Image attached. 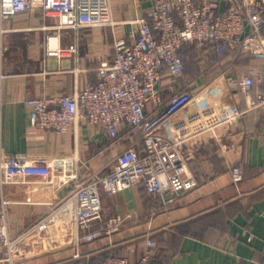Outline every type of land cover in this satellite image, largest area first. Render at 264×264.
<instances>
[{
  "label": "crops",
  "instance_id": "crops-1",
  "mask_svg": "<svg viewBox=\"0 0 264 264\" xmlns=\"http://www.w3.org/2000/svg\"><path fill=\"white\" fill-rule=\"evenodd\" d=\"M154 1L112 0L115 25L61 31L59 45L66 49L76 45L77 50H64L60 55L46 52L48 34L57 32L55 16L35 7L0 20V160L47 159L3 184L0 168V196L7 197L13 235L24 233L59 205L70 193L76 175L86 177L89 169L108 172L118 153L139 141V135L126 125L121 126L119 141L102 125L85 120L75 122L65 134L42 129L31 119L26 99L69 94L95 84L101 61L113 57L115 40L134 38ZM216 1L220 9L227 6L226 0ZM182 55L192 67L179 77L164 76L162 106L174 92L190 87L212 95L213 116L228 106L243 110L221 142L212 140L194 148L189 160L194 187L166 195H151L143 185L116 194L102 192L103 220H122L116 229L91 241L81 238L78 243L70 238L52 242L48 236L50 248L38 249L15 264H84L113 255L137 262L147 248V238L155 242L153 256L161 264L264 263V110L250 108L247 95L231 85L236 77L254 75L258 65L238 50L199 43L186 45ZM202 58L207 60L206 67ZM218 64L220 73L208 80L205 69ZM261 86L256 81L253 94ZM154 108V99L149 97L148 109ZM197 119V114L183 111L171 125L188 129ZM171 125L165 124L160 132L170 136ZM233 165H240L244 172L239 184L232 179ZM100 223L95 221L79 231L84 235ZM50 234L58 236L59 229Z\"/></svg>",
  "mask_w": 264,
  "mask_h": 264
},
{
  "label": "built area",
  "instance_id": "built-area-1",
  "mask_svg": "<svg viewBox=\"0 0 264 264\" xmlns=\"http://www.w3.org/2000/svg\"><path fill=\"white\" fill-rule=\"evenodd\" d=\"M226 3L220 9L216 0H155L140 20L136 36L115 40L113 57L101 61L95 84L69 94L26 99L31 119L42 129L65 134L75 122L85 120L102 125L114 141H119L121 126L126 125L139 135V141L122 149L108 172L89 169L86 177L76 175L67 197L20 235L11 232L8 200L2 193L0 262L15 264L38 249L50 248L48 236H52V242L70 238L78 243L81 238L91 241L116 229L122 220H103L102 192L116 194L143 185L151 195H166L194 187L195 175L189 168L194 148L212 140L221 142L243 110L228 106L213 116L212 95L190 87L174 92L161 105L164 76L183 75L182 49L186 45L199 43L238 50L256 61L259 70L254 75L236 77L231 85L247 95L250 108L264 110V0H226ZM35 7L57 19V32L47 37L48 55L77 50L76 45L68 49L59 45L61 31L116 23L112 0H0V20ZM256 81L262 86L253 94ZM149 97L154 99V110L148 109ZM183 111L197 114L198 119L191 128L177 129L171 121ZM165 124L171 125L170 136L160 132ZM46 160L1 159V183L24 176L31 164ZM230 172L235 184L243 181L240 165L231 166ZM95 221L101 222L99 227L81 235L79 229L91 227ZM56 227L60 236L53 237L50 232ZM146 243L147 248L137 262L125 255H113L86 264H161L153 256V239L147 238Z\"/></svg>",
  "mask_w": 264,
  "mask_h": 264
},
{
  "label": "rangeland",
  "instance_id": "rangeland-1",
  "mask_svg": "<svg viewBox=\"0 0 264 264\" xmlns=\"http://www.w3.org/2000/svg\"><path fill=\"white\" fill-rule=\"evenodd\" d=\"M201 60H202V66H203V67H206V66H205V63L207 62L206 58H202ZM226 65H227V64H226ZM224 67H225V66H224ZM224 67H223V68H224ZM220 68H221V64H218V66H217L215 69H212V68H211V70L209 69L208 71H207V69H205L206 71H205L204 73H205L207 79L210 80V79H212V77L217 76V75L220 73V71H221ZM216 73H217V74H216ZM70 236H71V235H70Z\"/></svg>",
  "mask_w": 264,
  "mask_h": 264
},
{
  "label": "trees",
  "instance_id": "trees-1",
  "mask_svg": "<svg viewBox=\"0 0 264 264\" xmlns=\"http://www.w3.org/2000/svg\"><path fill=\"white\" fill-rule=\"evenodd\" d=\"M184 57V61H185V67H184V70L186 71L189 67H192V63H188V60H187V58L185 57V56H183ZM247 58H251V57H249V56H247ZM252 59V58H251ZM189 62H191V61H189ZM189 65V66H188ZM96 260V259H95ZM160 263H161V261L159 260V259H157Z\"/></svg>",
  "mask_w": 264,
  "mask_h": 264
},
{
  "label": "water",
  "instance_id": "water-1",
  "mask_svg": "<svg viewBox=\"0 0 264 264\" xmlns=\"http://www.w3.org/2000/svg\"><path fill=\"white\" fill-rule=\"evenodd\" d=\"M84 264H86V262Z\"/></svg>",
  "mask_w": 264,
  "mask_h": 264
}]
</instances>
